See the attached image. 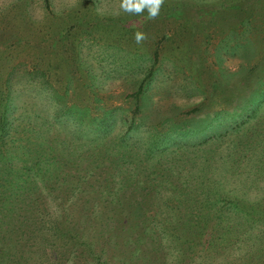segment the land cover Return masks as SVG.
I'll use <instances>...</instances> for the list:
<instances>
[{
    "label": "rangeland",
    "instance_id": "1",
    "mask_svg": "<svg viewBox=\"0 0 264 264\" xmlns=\"http://www.w3.org/2000/svg\"><path fill=\"white\" fill-rule=\"evenodd\" d=\"M120 3L50 0L46 8L44 0H0V148L10 168L0 176L36 178V162L47 160L59 177H96L99 170L86 162L90 150L133 143L209 158L229 177V190L245 197V209L263 207L264 0H162L154 18ZM73 7L78 13L69 12ZM136 32L144 33L139 43ZM69 158L75 165L61 167ZM184 181L190 177L178 184ZM247 215L231 214L228 233L195 224L186 232L210 231L214 242L223 236L233 249L256 251L264 246V219ZM193 243L185 247L200 248ZM108 245L97 248L118 255ZM157 248L151 242L126 253L125 264H200L199 251L174 263ZM207 250L215 259L204 264L222 260ZM255 260L264 263V256Z\"/></svg>",
    "mask_w": 264,
    "mask_h": 264
},
{
    "label": "trees",
    "instance_id": "2",
    "mask_svg": "<svg viewBox=\"0 0 264 264\" xmlns=\"http://www.w3.org/2000/svg\"><path fill=\"white\" fill-rule=\"evenodd\" d=\"M91 1L103 0L76 3L88 6ZM44 3L47 8L50 0ZM17 8L27 14V4L20 3ZM77 9L73 7L69 12L78 13ZM96 17L99 19V13ZM34 52L40 54V48ZM59 57L69 63L64 54ZM68 80L74 82L69 77ZM141 87L142 82L133 95ZM2 92L4 95L0 86ZM96 149L88 152L86 162L90 171L96 168L104 176L93 177L91 172L84 179L71 174L59 177L51 173L47 160L36 162V178L20 175L12 182L11 178L0 176V264H125L126 253L131 255L137 248L144 250L151 242L163 255L170 253L174 263L196 251L200 252V264L212 261L215 257L209 248L217 255L222 253V260L216 264L237 260L264 264L254 261L256 254L264 256V246L256 251L246 246L233 249L231 241L223 236L214 242V235L208 230L205 237L202 232H186L187 226L195 224L210 230L226 228L228 233L231 214L241 218L256 213L264 219V205L258 210L245 209V197L229 190V177L220 173L222 168H212L209 158L170 156L178 152L176 149L167 153L137 150L133 143L116 148L107 142ZM4 156L5 148H0V168L10 169ZM73 161L69 158L61 167L74 166ZM227 167L224 164L225 172ZM228 175L233 176L229 172ZM185 176L190 177V182L179 185ZM116 184L117 189H113ZM194 240L200 248L188 250L185 246L194 245ZM103 242L110 243L108 250L118 255L103 256L102 248H97Z\"/></svg>",
    "mask_w": 264,
    "mask_h": 264
},
{
    "label": "clouds",
    "instance_id": "3",
    "mask_svg": "<svg viewBox=\"0 0 264 264\" xmlns=\"http://www.w3.org/2000/svg\"><path fill=\"white\" fill-rule=\"evenodd\" d=\"M162 0H121L120 7L130 13H142L147 10L148 17L154 18L158 15ZM144 38V33L136 32L135 39L139 43Z\"/></svg>",
    "mask_w": 264,
    "mask_h": 264
}]
</instances>
